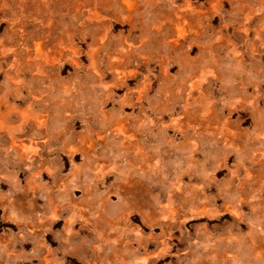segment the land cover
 <instances>
[{"label": "rangeland", "instance_id": "374dc122", "mask_svg": "<svg viewBox=\"0 0 264 264\" xmlns=\"http://www.w3.org/2000/svg\"><path fill=\"white\" fill-rule=\"evenodd\" d=\"M0 264H264V0H0Z\"/></svg>", "mask_w": 264, "mask_h": 264}]
</instances>
